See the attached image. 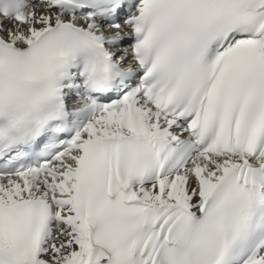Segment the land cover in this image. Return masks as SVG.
<instances>
[{"label": "snow or ice", "instance_id": "1", "mask_svg": "<svg viewBox=\"0 0 264 264\" xmlns=\"http://www.w3.org/2000/svg\"><path fill=\"white\" fill-rule=\"evenodd\" d=\"M0 264H264V0H0Z\"/></svg>", "mask_w": 264, "mask_h": 264}]
</instances>
